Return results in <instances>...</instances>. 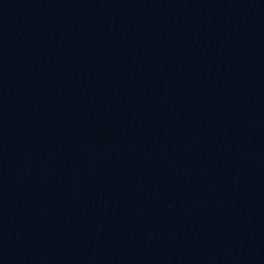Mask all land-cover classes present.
Returning a JSON list of instances; mask_svg holds the SVG:
<instances>
[{
  "label": "water",
  "instance_id": "obj_1",
  "mask_svg": "<svg viewBox=\"0 0 264 264\" xmlns=\"http://www.w3.org/2000/svg\"><path fill=\"white\" fill-rule=\"evenodd\" d=\"M0 264H264V0H0Z\"/></svg>",
  "mask_w": 264,
  "mask_h": 264
}]
</instances>
